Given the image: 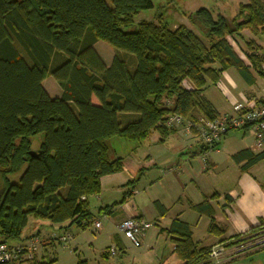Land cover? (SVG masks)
<instances>
[{
	"label": "trees",
	"instance_id": "1",
	"mask_svg": "<svg viewBox=\"0 0 264 264\" xmlns=\"http://www.w3.org/2000/svg\"><path fill=\"white\" fill-rule=\"evenodd\" d=\"M154 7L153 0H0V243L28 240L30 217L86 228L101 179L124 169L114 137L140 141L156 131L164 142L179 130L167 125L174 114L190 122L221 116L204 91L224 71L235 68L248 82L252 72L264 78V46L241 33L248 29L264 40L262 0L239 4L231 22L200 7L188 15L194 28L173 27L161 14L127 30ZM238 35L249 63L230 43ZM98 41L117 50L108 65L95 49ZM49 75L61 88L58 97L43 86ZM39 134L40 148L33 150ZM233 160L247 171L264 160V150L244 149ZM25 164L20 182L11 183L8 175ZM194 208L210 218V233H224L207 200ZM166 231L182 264H209L210 247L193 240L186 222L174 219Z\"/></svg>",
	"mask_w": 264,
	"mask_h": 264
},
{
	"label": "crops",
	"instance_id": "2",
	"mask_svg": "<svg viewBox=\"0 0 264 264\" xmlns=\"http://www.w3.org/2000/svg\"><path fill=\"white\" fill-rule=\"evenodd\" d=\"M262 1L264 2V0ZM241 3L247 4L249 3V0H236V2L233 3L235 5H233V15L237 13L239 4ZM224 5H228L226 0H218L210 7V10L214 15L222 14L228 18L229 15H227V10L224 9ZM185 10V14L188 15L193 12L188 9ZM177 25L179 24H172L173 27H176ZM250 38L253 37H249L248 39ZM254 39H256L260 46H262L260 41L264 43L263 39ZM252 73L254 75V80L248 82L235 68H230L224 71L218 83L213 85L216 89H218L220 97L210 93L209 88L205 89V96L214 105L219 115L232 112L233 105L243 99H264V78L258 76L255 72ZM241 131H243L242 143L239 147L234 140H230V135L226 134L216 146L214 151L208 155L207 163L200 162L202 144L198 138L195 135L185 133L183 130H178L169 135L164 142L160 141L158 132H152L148 137L139 141L140 146H132L130 151L127 153L128 156L124 155L120 149H113L116 156L122 157L124 169L120 173L107 175L101 179V193L91 197L90 204L91 207L97 209L98 212V216L96 218L95 216L93 217L94 219H92V223L95 224L97 221L101 223L100 218H105L109 222L110 229L111 224L113 225V229L112 231L110 230L109 233L110 240L117 245L118 253L114 256L110 255L108 249L109 247H107L102 252V257L105 261H102L99 264H129V262L127 263L124 259L127 255V248H129L132 244H129L131 242L127 240L118 230L119 223L127 217H138L152 222L153 226H158V229L152 228V226L143 235H141V245L137 248L145 246L146 250H152L147 251V253H153V256L149 254L147 261L143 264H182V261L178 258L176 253H174L175 244L173 242H169L171 240V235H169L166 231L174 219L184 221L190 226L193 240L198 242L201 247H211L218 241L239 239L241 236L248 233L251 228L264 222V160L253 165L247 171L241 170L240 165L236 164L233 160V155L241 150L250 149L252 152L258 153L264 150V147L262 149H258L255 145L252 134L244 130ZM149 138L152 140V143L158 145L156 149H154L156 150L154 154H152L154 151L148 153L150 145H145V140ZM170 139L173 141L172 154L173 151L184 153V149L186 148L190 150L189 158L184 161V164H187V167L183 169V165H181L180 178L176 177L175 179H170L168 177L169 174H165L150 178L148 181L144 182L142 184V188L144 190L157 189V186L160 187L163 185L161 186L164 188V193L162 192V195L167 194V196H171L170 202H172L167 203L169 201H166L163 197L151 195L149 199L146 198L148 204L147 207H144V201L139 196L137 184L135 183L144 175H150L154 168L157 167L160 170L162 166L163 168H165L166 165L169 166L168 163L165 164L168 161L163 160V158H165L166 151L159 150L162 148L169 150V148H166L164 145ZM225 149H228V157H230L233 161V166L229 167H235L233 168L235 170L232 169V173L224 177L225 179H233V184L226 186L221 192L217 190V187L209 186L210 184H207L206 181L203 182L202 180H204L205 173L216 168V165L220 162V154L225 152ZM160 161L162 162L159 163ZM169 170L172 171V169ZM184 176H187L191 180H194V178L199 180L197 187L199 189V193L200 191L202 193V199H200V201L190 200L188 201L189 203L187 207L183 206L186 210L182 209L183 207H180L177 211L171 214V209H176L177 203L181 202V198H177L176 195L178 194V187L186 184L183 180H181ZM175 181H177V184ZM178 184L180 186H178ZM226 196H228V198ZM205 200H207L212 206L214 212L213 217L216 223L219 226L224 227L223 234L219 235L216 233H210L208 230L210 218L199 213L194 208V205L200 204ZM188 211L192 212L190 218L186 219L185 216ZM197 213H199L198 217ZM199 228H203V231H200ZM33 235L42 236V233L38 230L27 236L31 237ZM43 239H47V241L43 244L45 245V253L42 256L47 260L50 258L48 257V251H46V245H51L52 240H50V238L48 240L47 237ZM159 242H163L162 250L156 248L157 245H161ZM17 243L20 242L10 243V245ZM169 245H171L172 252ZM74 250H77V247ZM109 257H120L122 260L120 263H112L106 261ZM82 261H86V259H82ZM130 264L139 263L131 262ZM215 264H264V248L251 254H245V256L241 255L232 260L219 258Z\"/></svg>",
	"mask_w": 264,
	"mask_h": 264
},
{
	"label": "rangeland",
	"instance_id": "3",
	"mask_svg": "<svg viewBox=\"0 0 264 264\" xmlns=\"http://www.w3.org/2000/svg\"><path fill=\"white\" fill-rule=\"evenodd\" d=\"M107 1H108V3H110V0H107ZM216 1H218V0H153L155 7L152 9L144 10V11L140 12L139 15H137L135 17L134 26H132L131 28H128L127 30L128 31L134 30L136 28V26L142 21H152V20L156 21L157 17L161 14H163V16L170 22L171 25L173 23H178V24L183 23V24H185L191 28H194V25L188 19V16H187L188 14H185L186 13L185 9L191 10L193 12L196 11L200 7H205V8L210 9V7ZM226 2H228V5H224L225 6L224 9L227 10L226 13H227V15H229L228 20H229V22H231L233 17L236 15V14L233 15V12H234L233 8L235 6L233 3H235L236 0H226ZM241 33H242V35H244L245 39H248L249 37L260 39V37H258V36H253V34L248 29H244L243 31H241ZM229 40H230V43L232 44V46L234 47V49L240 55V57L243 60H245L247 63H249L247 56H246V50H245V45L243 43V39L238 35L236 37H229ZM260 43L262 44V46L264 45V43H262L261 41H260ZM95 49L98 51V53L100 54V56L103 58V60L105 61V63L107 65L110 64L112 58L117 53L116 49H114L112 46H110L108 43H106L104 41H98L95 44ZM259 53L264 54V50L262 49ZM263 65H264V63L261 65V68ZM185 83L188 84L187 82H185ZM43 86L45 87L47 92L52 97L60 96L62 93L61 88L59 87V85L57 84V82L55 81V79L51 75H49L46 78V80L43 82ZM207 88H209L210 93H212L214 95H218L220 97V95L218 93L219 92L218 89H216L213 85L208 84ZM125 117H126L125 115H122V119H125ZM242 132L243 131L237 130V129L231 130L228 132V134L230 135V138H231V139L230 138L229 139L232 141L234 140L238 144V147L242 143ZM42 139H43V134H39V135L32 138L33 150H38L40 148V143H41ZM111 142H112L113 149H116V150L120 149L122 151V153H124V155H127V153L130 151V148H132V146H137V145L140 146L139 141L127 140V139H124L121 137H114ZM145 145H150L148 153H151L152 151H154L152 153V154H154L156 152V150H154V149H156V147L158 145L152 143V140L150 138L145 140ZM164 146L166 148H169V150L162 148L159 151H161V150L166 151V153L164 152L165 158H163V160L168 161L165 164L168 163L169 166L166 165L165 168H163V166H162V168H160V170H159V168L156 167L151 171L150 175H148V176L144 175L141 179L139 178V180H137L135 183V184H137L139 196L144 201V205H143L144 207H147V204H148L146 201V198L149 199L151 195L163 197V199H165L166 201H169L167 203H172V202H170L171 196H167V194L162 195L164 188L161 186H163V185H161L160 187L157 186L156 187L157 189L144 190L142 188V184L144 182L148 181L150 178H154V177H157L158 175H165V174H169L168 177L170 179L171 178L175 179L176 177L180 176L181 165H183L182 166L183 169L185 167H187V164H184V161H186L190 156V150L188 148L184 149V153H179L177 151H173V154H172V150H173L172 139H170ZM201 152H203V151H201ZM209 154H211V152ZM162 155H164V154H162ZM219 158H220V162L216 165V168L210 172L205 173L204 174V180H202V181L203 182L206 181L207 184H210L209 186L217 187V190L222 192L226 186H230V184H233V179H231V178L225 179L224 177L226 175L231 174L232 169L235 167H233V168L229 167V166H233V164H232L233 161L230 157H228V149H225V152L221 153ZM162 161H160L159 163H161ZM200 162L203 163V161L201 160V157H200ZM165 164H162V165H165ZM26 167H27V165L25 164L19 172L9 174L8 175L9 181L11 183L18 184L20 182V178L22 176V173L24 172ZM169 169H172V171H170ZM233 170H235V169H233ZM181 180H183L186 183L185 185H181V183L179 182L181 186L178 184V186H180V187H178V194L176 196H177V198H181V202L177 203L176 209H174V208L171 209V214H173V212L177 211V209H179L180 207H183V206L187 207L188 203H189L188 201H190V200L191 201H200V199H202V196H201L202 193H201V191L199 193V189L197 187L198 183H199L198 179L194 178V180H191L187 176L186 177L184 176V177H182ZM152 181H154V180H152ZM175 182L177 184V181H175ZM4 188H5L4 180L0 175V197L4 191ZM185 207H183L182 209L186 210ZM91 210L93 211L94 216L96 218L98 216L97 209L91 207ZM191 212L192 211L187 212V214L185 216L186 219L190 218ZM198 215H199V213H197V217H198ZM100 220L102 223L101 229H97L95 227V224L92 223V221L90 222L88 227H86L85 229L78 227L76 224L72 225L68 229H64V228H60V225L52 224L48 220H42V219H36L34 217H30L28 225L24 229L23 236L30 235L31 233H34L38 230H40L42 233V236L37 235L41 239L42 242L37 247V252H36L35 258L33 260H38V261L45 260L46 261V259L43 258L42 255H44V253H45V247H44L45 245H43V244H44V242L47 241V239H43V238L47 237L48 240H49V238H50V240H52L51 245H46L47 246L46 251H48V255H49L48 257L50 258V260L55 259V261L52 264H77L80 261V259L81 260L86 259L87 264H99L100 262L105 261L102 257V252L107 247L110 248V246H112L114 244L110 240V234H109L110 230L112 231V229H113V225L111 224V229H110L109 222L107 221V219L100 218ZM261 227L258 229H255V230H250L248 233L244 234L243 237L244 238L247 237V239L250 240L252 238V235H254L258 232H260V234L263 235L264 234V231H263L264 227H262V228ZM152 228L158 229V226L154 225ZM199 229H200V231H203V228H199ZM67 232L71 233L73 235V238H72L70 243L64 244V243L60 242L58 238L61 236V234H64ZM199 233H203V232H199ZM32 237H34V235L31 236L30 238H32ZM17 241L18 240H12L11 243H16ZM229 241H231V239ZM23 242H25V241H23ZM169 242H172V241L170 240ZM160 243H161V245H157L156 248L159 250H162L163 242H159V244ZM231 243H226V241H220V242L218 241L217 243H215L214 245H212L210 247L209 253H211L213 251V249L220 247V246H223L224 244H227L224 246L230 247ZM129 244H131V243H129ZM76 247H77V250H74ZM169 248H171V245H169ZM263 248H264V246L260 247V249H263ZM147 251H152V250L151 249L146 250L145 246H143L142 248H137L136 246L131 245L126 250L127 255H126V257L124 256L125 257L124 261H126L127 263L129 262V264L131 262L143 264L147 261L149 254H151V255L153 254L152 252L147 253ZM171 252H172V248H171ZM251 253H253V252H250L249 254H251ZM56 258H57V260H56ZM219 258H226V256H225V254L218 255V256L214 257L212 260H210L209 264H215V262L217 260H219ZM108 259H106V261H109L112 263H117V262L120 263L122 260L120 257H115V258L109 257ZM232 259H235V258L233 257ZM232 259H229V260H232ZM33 260H27L24 262H20L18 264H30V262Z\"/></svg>",
	"mask_w": 264,
	"mask_h": 264
},
{
	"label": "built area",
	"instance_id": "4",
	"mask_svg": "<svg viewBox=\"0 0 264 264\" xmlns=\"http://www.w3.org/2000/svg\"><path fill=\"white\" fill-rule=\"evenodd\" d=\"M262 70L264 72V65ZM167 125L198 138L202 144L201 159L203 163H207L208 154L231 130H244L252 134L256 147L262 149L264 147V99L238 101L233 105L232 112L221 115L214 120L201 116L196 122H190L182 116L174 114L168 118ZM152 226L153 223L150 221L138 217H127L119 223L118 230L132 245L139 247L141 235ZM95 227L100 229L101 223L95 222ZM72 238L71 233H64L58 239L60 242L68 244ZM41 242V239L35 235L25 242L14 245L0 243V263H20L33 260ZM226 243H231V246H220L213 249L209 254V262L221 254H225L226 259H232L260 250V247L264 246V234L261 235L258 232L252 235L250 240L241 236L239 239L227 240ZM109 253L112 256L118 253L115 243L110 246Z\"/></svg>",
	"mask_w": 264,
	"mask_h": 264
},
{
	"label": "bare ground",
	"instance_id": "5",
	"mask_svg": "<svg viewBox=\"0 0 264 264\" xmlns=\"http://www.w3.org/2000/svg\"><path fill=\"white\" fill-rule=\"evenodd\" d=\"M67 233H68V232H67ZM224 245H227V244H224ZM224 245H223V246H224ZM244 256H245V255H244ZM249 256H250V255H249Z\"/></svg>",
	"mask_w": 264,
	"mask_h": 264
}]
</instances>
